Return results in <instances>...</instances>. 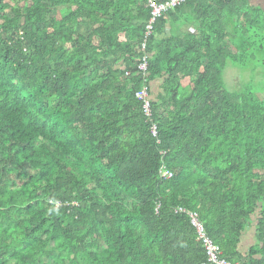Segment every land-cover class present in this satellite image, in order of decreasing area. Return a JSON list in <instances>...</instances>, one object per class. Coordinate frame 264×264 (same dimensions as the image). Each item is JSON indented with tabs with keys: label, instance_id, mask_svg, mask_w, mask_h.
I'll list each match as a JSON object with an SVG mask.
<instances>
[{
	"label": "trees",
	"instance_id": "trees-1",
	"mask_svg": "<svg viewBox=\"0 0 264 264\" xmlns=\"http://www.w3.org/2000/svg\"><path fill=\"white\" fill-rule=\"evenodd\" d=\"M147 1L0 0V264L208 262L179 207L223 258L264 264V82L225 84L230 65L264 77V9L186 0L158 18L149 121Z\"/></svg>",
	"mask_w": 264,
	"mask_h": 264
},
{
	"label": "built area",
	"instance_id": "built-area-1",
	"mask_svg": "<svg viewBox=\"0 0 264 264\" xmlns=\"http://www.w3.org/2000/svg\"><path fill=\"white\" fill-rule=\"evenodd\" d=\"M185 2L186 0L147 1V5L151 10V19L146 26L145 39L140 48L142 56L137 66V72L142 79V84L140 90L136 92V99L142 104V114L144 118L149 121L152 118V97L150 95L151 85L150 81H148V63L150 60V55L147 52V40L151 36L153 24L156 22V20L162 17L164 13L176 9ZM150 134L153 138L158 137L157 126L154 123H151ZM172 176V172L168 171L164 167L160 171V177L162 179H170ZM174 212L175 214H186L192 219V223L197 228L200 239L204 241V245L208 253V262L203 264H241L239 262H231L223 258L221 248L215 245L214 242L207 236L203 222L201 221L198 213H194L181 207L176 208Z\"/></svg>",
	"mask_w": 264,
	"mask_h": 264
},
{
	"label": "rangeland",
	"instance_id": "rangeland-1",
	"mask_svg": "<svg viewBox=\"0 0 264 264\" xmlns=\"http://www.w3.org/2000/svg\"><path fill=\"white\" fill-rule=\"evenodd\" d=\"M257 1H261V0H254L255 4H259ZM263 2V8H264V0H262ZM254 4V5H255ZM258 7V9L261 7V5H255ZM187 29L190 30L191 29V25L187 26ZM253 78V74L252 71L247 72V71H242L236 67L233 66H228L226 72H225V84L226 86H228L227 88L229 90H233V91H241L245 88V86H248L247 84L249 83L254 85V86H258L260 84H262L264 82V77L262 75L261 70H258V72L255 74V78H254V83L250 82V79ZM161 92V90H160ZM260 96H264V92L260 93ZM255 226H256V220L254 221V225L251 228L250 234L246 236L245 239L242 238V246L241 249L244 252H247L249 250V248L252 245H255L256 243V238H255V234H254V230H255Z\"/></svg>",
	"mask_w": 264,
	"mask_h": 264
},
{
	"label": "crops",
	"instance_id": "crops-1",
	"mask_svg": "<svg viewBox=\"0 0 264 264\" xmlns=\"http://www.w3.org/2000/svg\"><path fill=\"white\" fill-rule=\"evenodd\" d=\"M259 4H255L254 3V0H253V4H255V5H261V8H263V2H262V0L261 1H257ZM264 9V8H263ZM198 26H200V24H198ZM196 26H191V29H190V31H192V32H196V30L194 29ZM187 29V28H186ZM169 28H168V30H167V32H166V35L168 34L169 35ZM188 30V29H187ZM190 83H191V81L190 80H187V81H185L184 82V84L185 85H190ZM161 82L159 81V82H156V83H154L153 84V89H154V92H153V95H156L157 96V94L160 92V86H161ZM250 234V232H246L244 235H243V239H245L246 238V236L247 235H249ZM243 242V241H242ZM242 246V245H241ZM242 250V249H241ZM242 252H244V251H242Z\"/></svg>",
	"mask_w": 264,
	"mask_h": 264
},
{
	"label": "clouds",
	"instance_id": "clouds-1",
	"mask_svg": "<svg viewBox=\"0 0 264 264\" xmlns=\"http://www.w3.org/2000/svg\"><path fill=\"white\" fill-rule=\"evenodd\" d=\"M163 168V167H162ZM162 168H161V170H162ZM165 169H167L166 167H164ZM160 170V171H161ZM168 170V169H167ZM169 171V170H168ZM171 172V171H170ZM173 174V173H172ZM159 175H160V172H159ZM173 177V176H172ZM161 178V177H160ZM162 179V178H161ZM171 179V178H170ZM164 180H169V179H164ZM57 206H60V204H57ZM156 212H157V208H156Z\"/></svg>",
	"mask_w": 264,
	"mask_h": 264
}]
</instances>
